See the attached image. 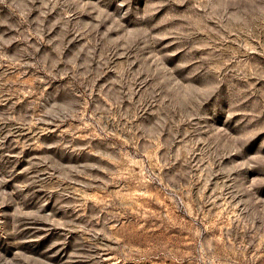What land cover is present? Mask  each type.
<instances>
[{
	"label": "rangeland",
	"instance_id": "rangeland-1",
	"mask_svg": "<svg viewBox=\"0 0 264 264\" xmlns=\"http://www.w3.org/2000/svg\"><path fill=\"white\" fill-rule=\"evenodd\" d=\"M0 264H264V0H0Z\"/></svg>",
	"mask_w": 264,
	"mask_h": 264
}]
</instances>
